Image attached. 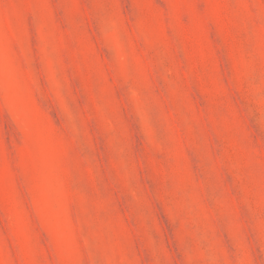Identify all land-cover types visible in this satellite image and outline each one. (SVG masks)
Returning a JSON list of instances; mask_svg holds the SVG:
<instances>
[{"label": "rangeland", "instance_id": "374dc122", "mask_svg": "<svg viewBox=\"0 0 264 264\" xmlns=\"http://www.w3.org/2000/svg\"><path fill=\"white\" fill-rule=\"evenodd\" d=\"M0 264H264V0H0Z\"/></svg>", "mask_w": 264, "mask_h": 264}]
</instances>
